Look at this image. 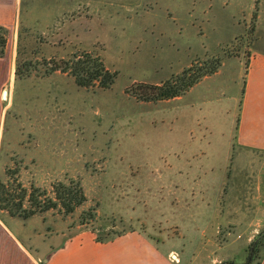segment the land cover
<instances>
[{"label":"rangeland","instance_id":"obj_1","mask_svg":"<svg viewBox=\"0 0 264 264\" xmlns=\"http://www.w3.org/2000/svg\"><path fill=\"white\" fill-rule=\"evenodd\" d=\"M60 3L22 0L15 60L29 70L3 87L0 185L27 217H0L35 246L81 229L139 231L182 264H245L264 231V154L235 136L247 58L264 51V0ZM81 54L116 74L109 88L49 73L51 59ZM211 66L180 97L132 93ZM58 184L85 200L67 212Z\"/></svg>","mask_w":264,"mask_h":264},{"label":"crops","instance_id":"obj_2","mask_svg":"<svg viewBox=\"0 0 264 264\" xmlns=\"http://www.w3.org/2000/svg\"><path fill=\"white\" fill-rule=\"evenodd\" d=\"M52 1L64 2L60 4L74 9L86 0ZM21 5L22 0H0V25L8 30L5 54L0 58V131L4 111L1 92L10 71H14L16 25ZM100 5L97 3L98 7ZM57 10L54 7L51 15L57 16ZM235 142L243 149L264 154L262 50L251 52L247 58ZM6 218L0 217V264H182L176 251L161 247L139 231H127L107 241H98L94 231L81 229L68 236L61 234L50 237L43 246H35L36 240L28 236L27 239L19 237L6 223ZM51 252V257L43 263L45 256ZM257 264H264V253Z\"/></svg>","mask_w":264,"mask_h":264},{"label":"trees","instance_id":"obj_3","mask_svg":"<svg viewBox=\"0 0 264 264\" xmlns=\"http://www.w3.org/2000/svg\"><path fill=\"white\" fill-rule=\"evenodd\" d=\"M8 30L5 26L0 25V58L5 54V48L7 43ZM216 66H211L208 72H201L200 74L191 76H179L174 79H169L159 85L150 84H137L132 87V93L141 101H161L169 100L182 96L190 87H192L201 76H205L207 73H215ZM25 70H29L26 64L20 63L18 59L15 60L14 75L16 78L21 79L25 75ZM60 71L62 73H69L75 84L82 88H88L95 85L101 89H107L114 82L116 74L108 71L101 61L97 58H92L88 54H81L80 56H74L67 60L51 59V67L49 73ZM185 75V74H184ZM54 193L57 201L66 209L67 212H71L74 208L80 205L85 197L80 189L72 190L67 188L64 184H58L54 189ZM6 196V190L4 186L0 185V209L6 210L10 215H20L27 217L25 214H21L20 206L11 207L8 205V199ZM53 205H57V202H53ZM122 233H114L113 236L98 237V241H107L113 237ZM264 245V233L262 232L258 239L254 240L250 247H253V255L249 264L253 263L256 259L257 249L260 245Z\"/></svg>","mask_w":264,"mask_h":264},{"label":"water","instance_id":"obj_4","mask_svg":"<svg viewBox=\"0 0 264 264\" xmlns=\"http://www.w3.org/2000/svg\"><path fill=\"white\" fill-rule=\"evenodd\" d=\"M7 95H8V91L6 90V89H4L3 91H2V100H6L7 99ZM263 233H264V231H263ZM52 253L53 252H51V253H49V254H47L46 256H45V258H44V260H43V263H46L47 261H48V259L51 257V255H52ZM252 255H253V247H251L250 248V251H249V255H248V258H247V261H246V263L245 264H249L250 263V261H251V259H252ZM229 264H232V263H229Z\"/></svg>","mask_w":264,"mask_h":264},{"label":"bare ground","instance_id":"obj_5","mask_svg":"<svg viewBox=\"0 0 264 264\" xmlns=\"http://www.w3.org/2000/svg\"><path fill=\"white\" fill-rule=\"evenodd\" d=\"M11 68H12V64H11ZM10 79L12 80V70L10 71ZM1 94H2V92H1ZM175 256V255H174Z\"/></svg>","mask_w":264,"mask_h":264}]
</instances>
